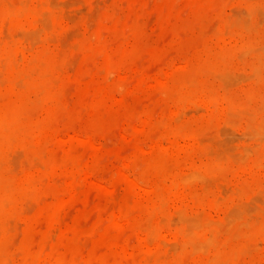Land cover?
<instances>
[{
  "label": "bare ground",
  "instance_id": "obj_1",
  "mask_svg": "<svg viewBox=\"0 0 264 264\" xmlns=\"http://www.w3.org/2000/svg\"><path fill=\"white\" fill-rule=\"evenodd\" d=\"M64 1L66 2V0H0V262L5 264L7 260H13L15 264L240 263L242 256L243 258L245 256V253L241 254L252 243H247L249 238L243 239L246 234V237L250 236L247 231L246 234L239 232L241 237L237 232L241 227H245L246 230L249 227L248 221L251 217L254 218L251 216L254 213L253 209H256L253 202L260 200L261 203L257 204H264V186L259 184L253 190V197L249 194L250 197L246 196L244 199L240 196L242 190L238 191L236 188V191L234 186L235 192L229 194L232 191L229 186L232 184L228 185L225 192V184L217 181L218 178H222L218 174L223 172L240 174L243 171L252 175L258 171L264 172V39L252 41L242 38L245 33H250L251 29L253 32L256 31L253 30L258 26L256 21L264 15V0L222 1L224 7L226 4L229 7L230 14L229 12L225 14L229 15L220 18L213 30L211 28L210 41L216 45L211 49L214 47L215 49L207 47L208 50L198 65L191 68L187 66L184 72L180 74L176 72L159 82L164 85L165 90L156 92H162L169 97L170 106L167 107L170 109L166 111L169 112L165 116H158L156 120L153 118L156 112H153L154 116L151 114L154 122L150 123H153L155 132L154 136L151 135L153 157L141 171L142 166L137 167L140 165L136 164V167L140 168L137 174L128 175L123 172L135 200L130 207L113 213L112 218L115 219L112 221L113 224H117L116 228L122 222L136 236L135 244L132 242L133 246L129 243L131 240L127 241L128 243L125 240L119 241L117 250L112 255L98 258L97 255L94 259L83 257L82 261L75 263L58 255L59 251L57 253L52 252L54 249L51 252L47 251L44 245L42 249L34 250L33 246L22 247L14 240L13 237H17L14 236L16 234L14 230L20 228V224L16 227L17 221L23 224L29 220V224L32 221L38 222L34 220L37 216H33L36 212L40 210L41 215L47 216L43 214L46 210L41 209L42 204L47 205L49 201L48 203L45 201L51 197L56 200L61 196L62 192L58 190L54 192L57 194L54 197L50 191L52 196L46 195L48 190L45 191V188L48 186L46 187L45 183L60 175L70 177L81 170L77 164L72 168L67 167L63 159L55 158L53 155L54 149L62 147L64 149L65 144L68 148L71 145L69 143H72L71 136L65 130H59L56 109L63 103L65 81L69 79L73 49L78 51L85 48L84 52L88 51L92 55L102 54L99 66L102 67L104 84L99 94L100 100L106 99L110 91L122 86L116 81L122 76L123 69L114 63L109 50L107 53L110 55L104 53L107 47H104V41L93 26L92 17L88 15L91 18L81 24L77 21L72 22V19L75 20L72 9L76 8L78 2L68 10L66 7H71L70 4L74 0H70V4ZM218 13L221 17V12ZM73 24L79 27L83 24V32L71 29ZM69 30H72L71 33L75 31L77 35L69 37L71 35ZM125 32L123 37L127 45L128 41L131 42L130 39L135 38V31L130 28ZM179 63H183L184 66V62ZM241 82H246L241 92L229 90V86ZM232 83L234 84L231 85ZM211 127L220 128L219 131L217 129L211 131L216 130L217 134L220 132L219 135L222 137L228 133L224 132L227 129L232 130L236 137L240 135L239 140L242 137L236 148L234 146L237 142L235 144L233 141L230 142L233 144L230 147H234L233 151L231 150L233 153L228 150L229 139L228 142L225 140L228 143V147L224 145L228 148L226 151L222 149L224 146L220 143L222 137L215 134L217 139L211 138L214 136V133L210 134L212 132L208 131ZM147 137H150L149 134ZM75 139L78 140L79 137L76 136ZM84 141L91 143L89 139ZM226 142L223 143L227 145ZM60 151L61 149L58 153L62 154ZM78 160L81 161L80 157H77ZM211 180H214L213 182L217 180L215 190L210 189V185L213 186ZM224 181L228 183V178ZM129 200L130 196L127 203ZM261 209H264V206ZM261 209L258 206L255 210V212L259 210L256 217L258 221L260 219L258 216L264 214H260ZM212 213L214 215L221 213L222 216L220 214L221 218L214 217ZM32 216L34 219L31 220ZM248 216H251L249 220ZM255 219L252 223L257 225ZM11 221L15 222L14 225H11ZM253 233L264 238V223L258 225ZM230 234L234 241L237 235L236 238H242V242L247 241L232 243ZM34 246L36 247V244ZM257 247L252 245L249 250L260 249V246ZM249 250L245 251L251 254ZM260 255L261 253L255 256L259 264L264 261Z\"/></svg>",
  "mask_w": 264,
  "mask_h": 264
},
{
  "label": "rangeland",
  "instance_id": "obj_2",
  "mask_svg": "<svg viewBox=\"0 0 264 264\" xmlns=\"http://www.w3.org/2000/svg\"><path fill=\"white\" fill-rule=\"evenodd\" d=\"M89 1L90 0H74L72 4H70L71 1L66 0L71 7L67 4L64 5L69 6H65L69 10L78 2L75 6L76 8L72 9V14L74 13L72 16L75 19H72V22L77 21L81 24L83 21H88L92 17L93 26L98 30V35L104 41V47H107L104 53L107 55L111 53L110 56L114 63L123 69L122 76L116 81V83H120L122 86L110 91V95L107 98L105 97L106 99L103 98L100 100L99 94L104 84V79L101 74L102 67L99 66L102 54L92 55L88 51L84 52L85 48H80L78 51L73 49L74 53L72 52L71 54L74 56L71 55V59L69 58L71 67L68 73L69 79L67 78L68 80L65 81L66 86L64 87L65 95L63 94V103L56 109V115L58 117L56 118L60 123L59 130H65L67 134L71 136L72 143H69L71 145H69L70 147L68 148H66L67 145L65 144V150L63 147H59L61 149L60 152H63L62 154L58 153L60 149H54L53 155L55 158L59 157L63 159L64 165L67 167L70 166V168H72L77 164L81 170L70 177L60 175L54 180H49L47 184L45 183V186H48H46L48 189L45 188V191L48 190V192L46 191L45 193L46 195L48 194L50 197V192H52L54 197L57 195L54 192L58 190L62 192L61 196H58L59 198L57 197L56 200H53L51 197L49 200L45 201L47 203L49 201L47 205L46 203L42 204L41 209L43 211L46 210L43 214H47V216L41 215L42 212L40 213L39 210V212H36L37 214L35 213L33 215L34 217L37 216L36 219H34L33 216L31 218V220L34 219L38 221H34L35 223H33V221L30 222L32 226L29 224L30 220L25 224L17 221V226H15L18 227V224H20V228L18 227L14 230L16 233L14 236L17 237H13L22 247L30 246L32 248L33 246L34 248L32 249L39 250L42 249L44 245L47 251L51 252L52 249H54L52 251L53 253L59 251L58 255L73 262L82 261L87 257L94 259L97 255V258L102 256L108 257L116 252L117 245L120 243L119 241L125 240L129 242L131 240L129 243L132 244V242H134L133 244H135L136 236L129 231L127 225L120 222L121 224H118L119 227L116 228L117 224H113L115 219L112 218L114 216L113 213H117V210L119 212L127 206L130 207L135 200L134 193L131 191L127 180L124 178V173L128 175H133V173L137 174L146 167L153 157V145H151L153 142L151 135L154 136L155 132L153 130V123H150V121L154 122L153 118L156 120L169 112H166L170 109L167 107L170 106L169 97L162 92H156L157 90L163 92L165 90L164 85L159 82H162V79H168L169 76L176 72H179L177 74L184 72V68L187 66L191 68L195 67L196 64L198 65L203 60L208 48L211 49L213 46H216L210 41L211 28L213 30L216 21H220V18L227 17L230 14L227 4L224 7V2H222L224 0ZM226 1L227 0H225V2ZM218 12H221V17ZM228 12L229 14L225 15ZM262 16L257 19L259 22L256 21V25L258 26L253 28V30L256 31L253 32L251 29L249 31L250 33H245V36H242V38L244 37L252 41L264 39V21H262L264 17ZM84 18L85 20H82ZM213 20H215L214 23ZM76 24H73L71 29L79 33L83 32V24L80 27L77 26L79 24ZM130 28L134 29L135 38L130 39L131 42L128 41V46V44H125L123 35L124 32ZM205 29L208 31L207 33H204L206 32ZM70 31L72 30L68 32ZM75 31H73L74 34L70 32L71 35L69 37L72 35L74 36L76 34ZM213 49H215V47ZM108 50L110 52H108L109 54L107 53ZM180 61L184 62L185 67L183 63H179ZM156 78H160L161 80L155 81ZM241 84L243 85L240 86ZM241 84H234L235 86L233 85L232 87L229 86V90L236 93H238L237 91L241 92V88L246 85V82H241ZM236 87H238V89ZM96 104L97 106H95ZM153 112H156L157 115L154 114L155 117L152 118ZM141 118L142 120H140ZM146 118L149 120H146ZM145 129L147 131H145ZM214 129L217 128L211 127L208 129V131L212 132H209L210 134L214 133V136L212 135L211 138L217 139V136L221 138L222 136L219 135L221 133L219 132V134H217L220 128L217 129L218 131H211ZM227 131L228 133L223 136L225 138L222 137L221 142L220 140L217 141L227 147L229 143L230 145L228 148L230 149L225 148V146L222 148V145L218 144L222 149H226V151L229 150L230 152L232 148H236V145L242 140V137L239 140L238 137H240V135L236 137V135H233L232 130H224L225 133ZM230 131L232 134H229ZM148 134L150 137H147ZM215 134L217 136H215ZM76 136L79 137L78 140L75 139ZM85 139H89L91 143L84 141ZM226 139L227 142L228 139L230 141L227 143L225 141ZM231 141H233V144L237 142L234 147H230L232 144L230 143ZM137 142H144L142 144L145 147ZM223 142H226L227 145ZM146 149L148 150L146 151ZM66 151L70 152L67 153ZM222 153L225 152L222 151ZM77 157H80L81 161H77ZM148 158L149 160H146ZM168 158L170 157L168 156ZM139 161L143 164L141 165ZM126 163L129 164L126 165ZM138 163L140 166L137 167L142 166L141 169L139 168L140 171L136 167ZM134 167L135 170H133ZM131 171L132 173H130ZM258 172L260 173V171ZM258 172L253 175L243 171H241L240 174H231L229 172L227 174V172H225L226 175L223 172L222 174H218L222 178H218V181H216L225 184V192L228 190V185L232 184L233 187L231 185L229 186L232 190L229 194L235 192L234 186L235 190L236 188L238 191L242 190L240 193L243 195L240 194V196H243L242 198L245 199L246 196V198L250 197L249 194L253 197V190L259 186V184L260 186H264V184H262L264 183V178H262L264 177V175H262L264 172L260 174ZM244 173L245 175H243ZM241 174L242 176H240ZM223 178L225 180L228 178V183L224 181ZM213 181L214 180H211L210 182ZM216 181L213 182V186L210 185L211 183H208L211 190H215ZM252 182H254V184ZM250 184L251 186H249ZM245 188H248L249 190H247L249 192H247ZM129 193L131 195H129ZM129 196L130 200L129 203H127ZM257 202L258 201H254L253 203L257 206L255 204V206H253L256 209L259 206V209H261L264 204L258 205ZM256 209H253V212L256 214H251L254 218L248 216V220L251 217L248 221L249 227L247 226L248 228L246 230L245 227H241L239 231L236 232L240 235L239 232L241 234H246L247 231L250 236L246 237V234V236H243V239L246 238L248 240L249 238L247 243H252V245L256 247L258 241V247L260 246V249L257 248L260 251L257 249L256 252L253 249V253L251 249L249 250V248H252V245L250 246L246 243V245H248L247 249L251 254L246 253L248 250L245 249L246 251L244 250L241 255L245 253L246 257L244 256L243 258L242 256L241 258V255L239 257V259L241 258L239 261L241 264H259V260H257L255 256L260 253V257L264 258V256H262L264 255L262 254L264 253V238L253 233L258 225L264 223V214L258 216L260 217L258 221L256 217L259 214V210L255 212ZM38 213L41 219H39ZM261 213H264V209L260 210V214ZM220 214H213V216L219 218ZM137 215L138 214L135 216L137 217ZM247 215H249V213ZM254 219L257 225H255L256 223L253 224ZM14 223L15 222L11 221V225H14ZM231 234H233V232ZM231 234L232 243L239 244L247 241L244 240V242H242V238H236L238 236L237 234L234 241ZM241 236L242 235H240V237ZM132 239L135 241H132ZM33 240L34 243L32 244ZM35 244L36 247L34 246ZM242 259H244V261ZM8 261L9 260H7L6 263ZM262 262H260V264H264ZM10 263L15 264V261L13 262V260H10L9 264ZM0 264H3V262H0Z\"/></svg>",
  "mask_w": 264,
  "mask_h": 264
}]
</instances>
